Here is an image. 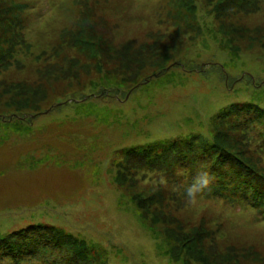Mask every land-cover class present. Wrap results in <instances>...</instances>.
<instances>
[{
	"label": "rangeland",
	"instance_id": "obj_1",
	"mask_svg": "<svg viewBox=\"0 0 264 264\" xmlns=\"http://www.w3.org/2000/svg\"><path fill=\"white\" fill-rule=\"evenodd\" d=\"M3 1L0 257L59 236L89 264H264L255 210L139 162L217 143L264 175V0Z\"/></svg>",
	"mask_w": 264,
	"mask_h": 264
},
{
	"label": "trees",
	"instance_id": "obj_2",
	"mask_svg": "<svg viewBox=\"0 0 264 264\" xmlns=\"http://www.w3.org/2000/svg\"><path fill=\"white\" fill-rule=\"evenodd\" d=\"M1 2L4 1L0 0V5L3 7L4 4ZM22 6L21 12L24 9H29L26 5ZM236 6L238 5L236 4ZM18 19H21L20 16H18ZM65 36L66 34L62 31L60 34V38L62 39L60 42L61 48L64 45L70 46L73 43V41H70L73 39L71 34L67 38ZM246 114L243 113V115ZM247 119L254 128L253 138L257 140V144L259 143L264 148V117L252 114L245 118V120ZM240 134L242 138L247 135L243 132H240ZM244 140L248 144L250 143L248 139ZM256 149L262 151L261 148ZM224 150L217 143L213 147L204 144L202 147H195L192 150L182 149L175 152L172 151V154H168V156L170 155V161H167L169 159L166 158L165 154L162 155V160L161 156L155 155V159L146 156L139 162L140 165L147 166L151 163L149 161L153 162L156 160L153 162L155 163L154 165L149 166H154L151 168L153 170L156 169L158 173L162 174L164 179L172 183H174L172 174L167 173L165 169H169L170 173L175 170L187 173L189 180L182 186H178L177 188L179 189H185L186 185L192 183L193 177L196 176L198 171L207 170L214 177V180L210 187L200 191L202 194L221 198L231 203H237V205L242 207L246 206L245 208L248 207L256 211V218L259 221L264 220V175L255 170L249 162L242 158L239 159L236 155ZM32 227L27 228V230L30 229L28 233H32V229H34ZM55 237L53 239L54 242L35 238L26 247H21L23 244L18 247V250L12 247L8 252L1 254L0 258L9 261L7 264H89V261L85 258L81 261L79 260L80 256L76 252V247L72 246L68 241L69 239L60 246L55 245L59 236ZM67 242L74 249L71 253L62 249Z\"/></svg>",
	"mask_w": 264,
	"mask_h": 264
},
{
	"label": "clouds",
	"instance_id": "obj_3",
	"mask_svg": "<svg viewBox=\"0 0 264 264\" xmlns=\"http://www.w3.org/2000/svg\"><path fill=\"white\" fill-rule=\"evenodd\" d=\"M214 177L207 170L198 171L192 183L185 186V194L194 199V193L202 191L213 183Z\"/></svg>",
	"mask_w": 264,
	"mask_h": 264
}]
</instances>
